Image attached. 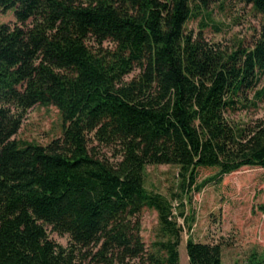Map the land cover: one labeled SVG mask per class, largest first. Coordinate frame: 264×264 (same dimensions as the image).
<instances>
[{"label":"trees","instance_id":"trees-1","mask_svg":"<svg viewBox=\"0 0 264 264\" xmlns=\"http://www.w3.org/2000/svg\"><path fill=\"white\" fill-rule=\"evenodd\" d=\"M242 1L261 29L228 49L188 29L208 0H0L16 16L0 24V264H180L183 228L147 165L184 182L264 168V121L235 117L264 100V0ZM36 104L63 116L47 145L12 138ZM144 207L159 215L151 246ZM186 246L190 264H222L220 243Z\"/></svg>","mask_w":264,"mask_h":264},{"label":"rangeland","instance_id":"rangeland-1","mask_svg":"<svg viewBox=\"0 0 264 264\" xmlns=\"http://www.w3.org/2000/svg\"><path fill=\"white\" fill-rule=\"evenodd\" d=\"M86 1V0H85ZM207 10L188 22L189 30L206 40L233 49L239 43L251 46L261 29V15L242 0H208ZM15 9H0V24L15 22ZM203 26V27H202ZM109 43L107 42L106 45ZM264 88V74L257 89ZM250 102L254 93L249 96ZM248 102V103H250ZM238 111L243 122L264 121V100ZM64 132L63 116L55 105L36 104L24 113L19 142L47 145ZM217 168H200L194 181L184 182L179 166L147 165L144 184L172 205L173 216L182 226L180 264H190L189 238L222 245V264H264V168L245 166L216 178ZM141 234L148 246L159 240V215L144 207L140 214ZM50 236L68 245L70 237L49 228Z\"/></svg>","mask_w":264,"mask_h":264}]
</instances>
